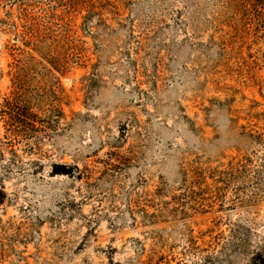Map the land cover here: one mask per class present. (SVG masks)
<instances>
[{"label": "rangeland", "instance_id": "rangeland-1", "mask_svg": "<svg viewBox=\"0 0 264 264\" xmlns=\"http://www.w3.org/2000/svg\"><path fill=\"white\" fill-rule=\"evenodd\" d=\"M0 264H264V0H0Z\"/></svg>", "mask_w": 264, "mask_h": 264}, {"label": "trees", "instance_id": "trees-1", "mask_svg": "<svg viewBox=\"0 0 264 264\" xmlns=\"http://www.w3.org/2000/svg\"><path fill=\"white\" fill-rule=\"evenodd\" d=\"M5 196H6V194L4 193V191L0 190V206L4 202Z\"/></svg>", "mask_w": 264, "mask_h": 264}]
</instances>
